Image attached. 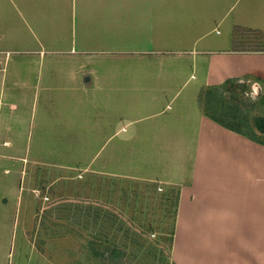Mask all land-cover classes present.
Wrapping results in <instances>:
<instances>
[{
	"label": "rangeland",
	"instance_id": "rangeland-1",
	"mask_svg": "<svg viewBox=\"0 0 264 264\" xmlns=\"http://www.w3.org/2000/svg\"><path fill=\"white\" fill-rule=\"evenodd\" d=\"M30 1L33 24L21 0H0V264H175L191 115L200 111L264 143V81L204 87L193 93L195 108L183 100L153 116L163 99L122 92L121 29L112 41L86 36L114 52L69 55L59 32L54 50L38 53L26 46L40 42L31 28L58 22L54 9L64 1ZM109 7L119 17L125 8ZM238 43V51L264 52L262 33L240 32ZM112 85L120 90L108 93Z\"/></svg>",
	"mask_w": 264,
	"mask_h": 264
},
{
	"label": "crops",
	"instance_id": "crops-1",
	"mask_svg": "<svg viewBox=\"0 0 264 264\" xmlns=\"http://www.w3.org/2000/svg\"><path fill=\"white\" fill-rule=\"evenodd\" d=\"M63 1L53 13L58 22L46 18L43 26L34 23L32 36L40 42L27 40L26 46L34 45L38 53L54 50L53 38L61 34L63 52L69 55L114 52L111 44L107 48L93 40L88 44L86 36L107 35L112 41L115 27L121 29L122 92L164 100L153 116L184 105L183 100L191 99L196 106L193 93L204 87L245 77L264 81V52L238 51V33L264 34V0ZM30 2L21 0L22 11L32 14L33 24L36 16ZM114 3L125 6L120 17L115 7H109ZM86 6L90 17L82 22ZM22 28L21 33L29 35L26 26ZM115 90L120 89L107 88L108 93ZM142 92L147 97L139 95ZM191 116L192 166L180 191L174 262L264 264V144L200 111ZM142 117L147 120V113Z\"/></svg>",
	"mask_w": 264,
	"mask_h": 264
},
{
	"label": "trees",
	"instance_id": "trees-1",
	"mask_svg": "<svg viewBox=\"0 0 264 264\" xmlns=\"http://www.w3.org/2000/svg\"><path fill=\"white\" fill-rule=\"evenodd\" d=\"M258 80H260V79H258ZM234 80H227L226 82H224L222 85H220V86H215V87H210L209 89H218V88H223V87H225L227 84H230V83H232ZM261 81V80H260ZM212 118V117H211ZM213 119V118H212ZM214 121H216V122H218V123H220L221 125H223L224 127H226V128H229V129H232L233 131H235V132H238V133H240V134H243L242 132H240V131H238L237 129H235V128H233V127H231V126H228V125H226V124H224V123H222V122H220V121H217V120H215V119H213ZM245 135V134H244ZM250 140H253V141H256V142H258V143H260V144H264V143H262V142H260V141H258L257 139H254V138H252V137H250V136H248V135H246Z\"/></svg>",
	"mask_w": 264,
	"mask_h": 264
}]
</instances>
